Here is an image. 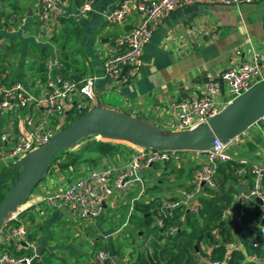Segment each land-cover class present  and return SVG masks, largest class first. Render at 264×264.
<instances>
[{
	"label": "crops",
	"instance_id": "0c3cea01",
	"mask_svg": "<svg viewBox=\"0 0 264 264\" xmlns=\"http://www.w3.org/2000/svg\"><path fill=\"white\" fill-rule=\"evenodd\" d=\"M39 1L0 0V16L7 17V21L0 19V58L3 61L0 63V73L3 82H21L31 92L39 93L42 76L37 68L41 50L45 49L46 61L57 59L61 62V67L55 69L54 73L77 79L96 77L92 105L99 100L111 109L159 127H163L170 118L168 105L171 102L181 97L200 95L208 75H217L241 62L250 61L253 52L264 50V1L239 6L191 5L173 11L156 28L144 48L138 74L129 83L122 84L104 77L102 63L115 40L134 27L139 16L131 13L122 24L109 26L105 16L121 0H94L92 11L86 14L80 12L85 0H64L59 5L61 18L38 23L36 14ZM52 25H55V39H52L51 34L53 28H49ZM236 51H240V55ZM28 112L30 110L0 115V136L10 130L14 133L24 131V117ZM231 142L235 160L246 161L247 166L260 161L264 155V123L250 127ZM125 146L123 151L100 159L96 165L81 163L74 169L70 167L63 171L56 164L60 161L51 165L30 197L27 207L18 215V221L26 225L30 239L38 244L42 259L35 264L44 263L45 250L49 254L53 251L62 253L71 246L54 242L52 229L61 225L69 226L71 222L76 225L81 222L71 219L65 211L44 208L39 204L40 197L47 192L63 189L71 177L81 175L89 167H122L133 154L130 145ZM167 165L162 172H158V183L146 185L147 177L142 178L140 175L147 169L140 171L141 182L133 184L125 195L112 197L110 206H129L131 199H139L140 193V198L146 201H137L135 204L152 202L160 207L161 203L176 199L182 190L188 188L192 172L197 167L196 161L192 155H186V161L180 165ZM238 167H233L232 177L225 184L236 191L228 207L230 216L225 221L233 236L231 243L238 245L236 250L244 257L239 264H258L248 259L251 253H246L240 241V238L248 236V230L255 228L257 221L250 211L255 209L252 201H237L238 192H245L252 186L249 174L240 176L235 173ZM183 169L185 174L180 177L178 172ZM160 179L167 180L169 184L158 196L152 191L157 189V184L162 183ZM219 179L217 172L214 191L219 188ZM205 191L202 197H206ZM40 208L45 210L43 214L39 213ZM154 210L151 208L150 213ZM63 212L67 217L62 215ZM234 213L241 216L240 224L234 223ZM229 225L237 226V231ZM102 236L101 241L107 242L105 245L110 247L111 233ZM254 238L255 235L250 236L251 243ZM212 248L211 245H202L204 256L200 257L199 264L210 262L208 256ZM129 252V249L122 250L121 264L132 260L134 255H128Z\"/></svg>",
	"mask_w": 264,
	"mask_h": 264
},
{
	"label": "built area",
	"instance_id": "2783aa9c",
	"mask_svg": "<svg viewBox=\"0 0 264 264\" xmlns=\"http://www.w3.org/2000/svg\"><path fill=\"white\" fill-rule=\"evenodd\" d=\"M64 0H40L36 14L38 23H46L62 17L59 5ZM264 0H121L105 16L109 26L122 24L126 18L135 13L139 16L137 24L123 36L117 38L110 48L108 56L102 63L104 77L118 83L132 81L139 72L144 48L149 43L153 32L166 18L178 9L191 5H226L239 6L263 2ZM94 0H85L80 6L83 14L92 11ZM240 51H236L240 55ZM61 67L57 59L45 62L46 76L41 81L39 93L28 90L21 82L5 83L0 73V115L14 114L30 110L24 117V131L14 133L12 130L0 136V165L3 169L45 145L60 130L68 111L88 110L94 101L93 87L96 77L82 79L64 77L54 73ZM264 81V50L253 52L250 61L228 68L217 75H208L200 95L181 97L168 105L170 118L162 129L173 131L192 130L216 116L231 101L249 91L253 86ZM219 97H221L219 99ZM258 123H264L262 118ZM257 123V124H258ZM256 125V124H255ZM159 127V126H158ZM231 143L223 144L215 139L212 147L205 152L160 151L130 146L133 154L122 167H89L76 177H71L63 189L45 193L39 204L44 208L65 211L75 221L95 219L105 213L109 200L115 195H125L135 183H140L139 173L156 163L180 165L186 161V155H192L196 169L192 172L188 188L179 196L163 202L153 216L150 228H163L162 215L170 214L175 209L183 213L178 221L184 222V212L199 213L198 198L205 189L214 190L217 186L216 175L221 165L236 162L237 175H250L252 186L247 191L237 194V201H252L255 212L264 218V155L258 162L247 166L243 160H235L231 152ZM142 193L139 194V198ZM259 199L261 204L255 202ZM40 214L43 210L40 208ZM22 212V211H21ZM14 214L0 227V264H35L42 256L38 244L30 239L26 225L18 221ZM230 216L226 208L221 214L225 221ZM234 223L240 224L242 218L234 213ZM261 219V221H262ZM257 222L263 234L262 242L252 240V252L248 259L264 264V222ZM255 226V227H256ZM180 227L171 225L164 234L174 236ZM238 245L225 244L222 260L210 261L208 264H226L230 252ZM96 264H121L105 250L95 253Z\"/></svg>",
	"mask_w": 264,
	"mask_h": 264
},
{
	"label": "water",
	"instance_id": "95a60500",
	"mask_svg": "<svg viewBox=\"0 0 264 264\" xmlns=\"http://www.w3.org/2000/svg\"><path fill=\"white\" fill-rule=\"evenodd\" d=\"M264 118V81L227 104L216 116L192 130L162 129L103 105L97 100L83 115L57 131L47 144L33 150L11 169L18 170L0 202V227L23 206L42 181L52 159L61 151L73 149L87 138L120 142L134 147L160 151L205 152L215 139L228 144ZM5 178L0 176V186ZM255 202L261 204L259 199ZM264 222V218L261 223Z\"/></svg>",
	"mask_w": 264,
	"mask_h": 264
},
{
	"label": "trees",
	"instance_id": "16d2710c",
	"mask_svg": "<svg viewBox=\"0 0 264 264\" xmlns=\"http://www.w3.org/2000/svg\"><path fill=\"white\" fill-rule=\"evenodd\" d=\"M46 59L47 54L45 53V49H42L37 68L38 73L42 76V79L45 78L47 72L45 69ZM86 111L87 110H83L81 112L68 111L65 116V122L61 126L60 130L68 126ZM87 150L95 153V155L82 157L81 154L69 153L70 150L61 151L52 159L46 173L50 169L51 165L63 155H67V157L66 162L59 165V168L62 171L68 170L70 167L75 168L81 163L96 165L100 159L119 153V147L117 145L113 142L102 140L94 143L92 146H89ZM238 166L239 165L237 163L232 162L219 167L218 177L220 179L218 180V190L214 191L206 189V197L200 196L198 198L200 205L199 213L194 214L192 212L185 211V222L183 225L178 221L180 215L183 213L180 209H175L170 214L166 213V215H162L164 225L163 228H151L152 232L156 236L153 240L151 250L137 254L133 264H199L200 257H202L200 244L213 246L208 256L210 261L222 260L226 251L225 244L232 242L233 236L230 229L226 225V221L221 219V214L223 210L229 207L234 194H236L233 187L226 186L225 184L232 177L233 167L235 168ZM0 176L5 178L4 183L9 182L11 186L18 176V170H12L10 167L5 169ZM8 189L9 187L4 189L0 186V202L4 198ZM151 208H155L152 213H150ZM158 208L159 206L152 202L149 204H134V209L141 211L142 213L141 219L143 221V225L148 227L153 221V215L156 213ZM250 211L253 218H255L257 222L262 219L261 215L255 212V209ZM171 225H178L180 229L174 236H166L164 232L167 227ZM248 233L247 237L240 238L242 245L246 249V253L249 254L252 252H259L258 249L252 248V243L249 239L251 235H255L259 242H262L263 234L261 230L258 227H255L253 230H248ZM160 241H163V245L159 244ZM243 258L244 257L240 251L233 250L230 252V257L226 264H239Z\"/></svg>",
	"mask_w": 264,
	"mask_h": 264
},
{
	"label": "rangeland",
	"instance_id": "374dc122",
	"mask_svg": "<svg viewBox=\"0 0 264 264\" xmlns=\"http://www.w3.org/2000/svg\"><path fill=\"white\" fill-rule=\"evenodd\" d=\"M5 19L7 21V17L0 16V19ZM54 26H49V28H53L52 30V39H55L54 34ZM2 59L0 58V63H2ZM101 141L100 138H90L85 139L77 143V145L69 151V153L72 154H81L82 157H88L95 155V153H92L91 151L87 150L89 146H92L94 143ZM115 145L119 147V151H123V148L126 147L124 143L120 142H113ZM128 145V144H127ZM128 148V147H127ZM67 155H63L58 159L60 163L54 162L57 165H60L63 162H66ZM169 165L162 164V163H156L154 164L149 170L144 171L141 173V177L143 176L147 177V183L146 185L155 182L158 183L159 176L158 172H162L165 168H167ZM74 169V168H73ZM4 169L0 165V173H3ZM174 172V171H172ZM185 174V170H181L178 172V175L180 177H183ZM162 181L161 184H157V189L153 190L152 193L158 196L162 195L163 190H165L166 185L169 184L167 180L160 179ZM4 189L10 187V183L6 182L3 185H1ZM38 189L37 187L33 190L30 197L33 195V193ZM154 189V188H153ZM152 190V189H151ZM148 192V190H147ZM145 191L143 192V194ZM30 201V198L28 201L24 204L27 205V203ZM137 201H146L144 198H139L138 200L134 201L131 199V202L129 206L125 204H119L116 205V207L110 206V200L109 204L106 208V213L102 214L101 216L92 219V220H84L79 222L78 225L71 222L68 225L65 223L59 228H54L51 230V236L52 240L56 243L63 244L65 246L71 245L68 249H64L63 252H56L53 251L51 254H49L48 250H45L43 252L44 257V263L43 264H96L95 263V253L97 250L102 249L108 252L111 256H114L118 260H121L123 258V249H129L131 252H129L128 255H134L132 257V260L127 264H133L134 260L137 256V254L150 251L151 246L153 244V240L155 239V234L152 232V229L150 226L143 225L142 221V213L141 211H136L134 209V204L137 203ZM140 203V202H139ZM27 207V206H26ZM21 211V210H20ZM43 211H45L43 209ZM245 214V213H244ZM243 214V215H244ZM62 215L64 217H67L66 214L63 212ZM75 224V225H74ZM125 224V225H124ZM134 227L132 228V226ZM68 226V227H67ZM232 229H235L237 231V226H232ZM73 230V232H71ZM239 231V230H238ZM107 233H111V246L107 247L105 244L107 242H102L101 239L104 237L102 235H105ZM32 234V233H31ZM160 245H163V241L159 242ZM123 245V246H122ZM204 244H200V250L201 247ZM201 256H204L203 251L201 250Z\"/></svg>",
	"mask_w": 264,
	"mask_h": 264
},
{
	"label": "bare ground",
	"instance_id": "6f19581e",
	"mask_svg": "<svg viewBox=\"0 0 264 264\" xmlns=\"http://www.w3.org/2000/svg\"><path fill=\"white\" fill-rule=\"evenodd\" d=\"M26 208V205H23V206H21L19 209H18V211H20L21 209H25Z\"/></svg>",
	"mask_w": 264,
	"mask_h": 264
}]
</instances>
